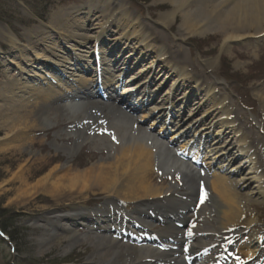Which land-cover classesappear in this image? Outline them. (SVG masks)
Segmentation results:
<instances>
[{
	"label": "bare ground",
	"instance_id": "bare-ground-1",
	"mask_svg": "<svg viewBox=\"0 0 264 264\" xmlns=\"http://www.w3.org/2000/svg\"><path fill=\"white\" fill-rule=\"evenodd\" d=\"M163 1L171 9L158 14L152 22L155 26L168 30L179 18L181 35L212 36L222 52L233 43L250 41L244 45L249 47L248 51L234 49L233 57L241 61V65L250 61L247 66H253L252 53L261 55L260 50L250 47L252 43L257 45L264 41V0H155L152 7ZM112 8L97 17L101 19L95 24L89 16L97 12L96 8L85 6L87 15L83 17L81 8L72 7L59 19L55 17L50 27L44 28L47 32H33L23 41L26 45H20L23 48H17L16 42L21 44L22 41L15 35L5 33L2 42L7 41L13 51L0 55L6 57L3 63L19 68V75L0 86V101L5 103L0 106V153L14 154L17 158L13 164L15 169L7 170L2 176L0 194L13 193L18 202L43 195L58 206L54 209L62 208L59 213L45 215L44 232L38 239L40 254L48 253L63 242L67 243L66 249L79 246L82 240L74 233L75 228L80 227L88 231L93 245L85 264H181L182 260H192V264H237L243 259V264H264V247L258 246L259 241L264 240L263 234L248 231L253 220L240 221L246 216L234 191L235 186H244L248 187L249 196L264 198V160L259 159L263 142L259 149L254 148L251 137L241 132V114L232 109L227 97L219 93L214 96V88L193 75L192 62H183L174 55L176 50L167 46L166 35L134 14L122 16L125 10L121 7L118 13L115 5ZM108 34L114 38L110 39V53L105 55L107 45L100 37ZM76 51L97 60L100 65L94 72L100 74L101 81L96 82L93 75L84 76L86 69L80 60L83 57L75 54ZM111 54L107 65L105 56ZM213 65L214 62L204 64L202 75L206 76L207 68ZM31 66L46 71L37 76ZM61 68L71 73L64 77L66 80L57 73ZM111 78L131 85L122 91L124 97H132L138 106L149 103L148 114H141L136 120L149 117L150 127L159 122L157 132L160 134L168 130L165 125L171 119L170 111L184 110L192 118L193 113L198 117L177 129L166 143H159L150 133L136 127L133 130V124L128 138L115 129L112 136L106 130L108 127L89 123L78 115L75 117L76 126L81 128L77 130L78 145L86 139L96 140L95 144L103 140L109 143L106 144L109 157L82 168L71 160L61 164L56 155L24 153L36 144L41 146L33 134L39 130L37 122L41 118H56L73 102L98 111L123 109L135 113L137 106L119 102L114 90L118 84ZM101 82L105 100L98 93ZM254 96L263 110V117L256 119V123L264 135V89L254 92ZM108 102L122 106L114 107ZM128 118L133 120L131 116ZM64 121L60 125L63 126ZM137 134L145 137L144 141H135ZM185 136L187 141H181L177 150L170 146ZM208 138L215 142L207 146ZM223 139L225 141L219 144ZM190 143L195 147L193 158L200 161V167L182 160ZM178 151L182 154H177ZM172 154L180 163L175 170L183 178L180 182L172 171L174 163L168 165L164 161L159 171V158ZM230 158L239 160L230 170L238 168L241 173L235 183L223 174L225 171H220ZM210 171H213L211 176ZM35 177L36 181L30 183ZM193 199H196L194 204ZM88 204L98 206L88 209ZM185 211L193 213V223L181 216ZM132 216L148 226L153 220L162 219L166 229L159 240L141 234L125 236L122 232L125 226L134 224ZM179 225L184 226V231ZM246 230L252 237L248 242L241 241Z\"/></svg>",
	"mask_w": 264,
	"mask_h": 264
},
{
	"label": "rangeland",
	"instance_id": "rangeland-1",
	"mask_svg": "<svg viewBox=\"0 0 264 264\" xmlns=\"http://www.w3.org/2000/svg\"><path fill=\"white\" fill-rule=\"evenodd\" d=\"M114 1L115 0H111V2L108 0H0V53H6L7 50L13 51L7 41L6 43L2 42L5 33L11 32L15 35L20 42L22 41L21 44L16 42L17 48H23V46L20 45L25 46L26 42L23 41H25L26 38L29 39L33 32H47L48 30L44 28L50 27L55 17L59 19V16L61 17L67 14L72 7L81 8L83 13L81 16L83 17L87 15L84 6L96 8L97 10L94 11L97 12H95L93 16H89L95 24L100 22L101 19H97V17L106 14L105 11H108V9L112 7L114 8V5L118 9L116 13L120 12L119 8L121 7L125 10L124 14L123 12L120 13L123 14L122 16L127 17L128 13L134 14L144 20L150 27L153 26L157 31L166 35L167 46L170 45L176 50L174 55L178 56L183 62L185 60L192 62L195 68L193 75L199 76V80L211 85V88H214L212 92L214 96L219 93L227 97L232 109L241 114L242 119L239 121L240 127L242 128L241 132L251 137L254 148L259 149L262 142L264 146V135L261 134L260 127H258L256 123V119L259 120L263 117V112H261L263 110L260 108V103L254 96V92H261L264 89V41L257 45L252 43L250 47L252 50L258 49L261 52L260 56L252 53L253 58H251V63L255 64L253 66H247L248 63L250 64L249 61L241 65V61L233 57V55H235L234 49L248 51L249 47L244 46L247 45L248 41L233 43L227 50L222 52L220 51V45L217 44L216 39L212 36L207 35L198 37L181 35L182 31L179 18L172 23L168 30L166 27L160 25V27L155 26L152 22L156 20L158 14L168 12L171 9L166 1H163L161 5H157L156 7H152L155 0ZM175 33L176 36L174 37L173 35ZM106 43L109 45L110 42L108 41ZM61 45L69 49V46L65 42H61ZM75 54L85 57V54L78 53L77 51ZM104 54L107 55L108 53L104 52ZM254 55L257 58H255ZM111 58L112 55L105 56V61L110 63L109 61H111ZM4 59H6V57L0 55V86L5 81H14L19 75V68L14 65H8L6 62L3 63L5 61ZM86 59L87 57L85 59L83 58V61ZM7 60L10 61L8 57ZM209 62H214V65L211 68L208 67L206 76H203L202 66L204 67V64ZM31 67L34 73H37V76L46 71L43 68L37 69L40 67ZM89 68L93 70L91 64ZM62 71L63 69L61 68V75L59 74V76L62 80H66L65 78H67L68 75L64 74ZM26 79H28V77ZM30 81L32 80H29V82ZM34 82L38 83L39 81ZM157 95V97L160 96L159 94ZM4 105L5 103L0 101V106L3 107ZM111 105L120 107L118 102H114V104L111 103ZM66 110L67 111H64V113L60 112L56 118L53 117L50 120L41 118L42 120L37 122L40 126L38 128L40 131L38 130L33 134L36 135L37 140L41 142V146L40 144H36L35 148L30 150L26 149L24 152L25 154L30 152L35 155L41 154L40 156L56 155L58 156L57 161L61 164L71 160L75 161V164H79L81 168L89 163L98 162L109 157L108 147H106V144H109L107 140H103L100 144H95L94 142L96 140L86 139L83 140L82 145H78L79 143L76 142V137L78 136L77 130L81 129L78 128L80 127L78 124V126H76V121L78 120L75 117L78 118V115L84 117L89 123L97 122L98 125L104 128L108 127L106 130H109V135L112 136V132H114L113 130L115 129V132L121 135L125 134L126 138H128V136H130V130L132 128L134 130L136 127L144 132L147 131L150 133L149 135L154 136V139L158 140L159 143H165L169 136L175 132H168V134L163 137L156 136L154 130H157V127H153V131L146 130L147 125L151 122L148 117L143 123L136 120L141 112L134 115L123 109H120V111H98L92 108H86V106L78 104L77 102L70 104ZM143 113H147V111L145 110ZM187 114L188 113L185 112L181 117L183 119L185 118L183 127L189 124V120L191 123L194 118L198 117V114L194 117L193 113V118ZM105 115L106 117H104ZM107 116L109 119H107ZM128 116H131L133 120H130ZM63 119H65V121L62 126L60 124ZM67 120L69 123H67ZM1 135L2 132H0V136ZM143 138L145 139V137L140 134L135 135V141L142 142L144 141ZM185 138L187 137L185 136ZM183 139L184 138H181L180 141L173 144V148L178 147ZM223 140H221V142H223ZM212 141L213 140L210 138L208 143H212ZM163 152L162 150V153ZM66 153L69 154V156L66 155ZM16 158L17 156L14 154L0 153V183L3 181L4 178H2V176H5L7 170L15 169L16 165L13 166V164ZM259 159L264 160V149ZM164 161H166L168 165L174 163V169H172V171L175 178L180 182L183 179L180 178L181 174L175 173L180 163L176 162L173 154L168 157L161 156L158 160L160 166L159 171H162L161 169ZM237 163L238 160H232L226 167V172L223 173L227 175L229 181L233 183L237 182L241 176V173L236 175L237 172H230L232 166ZM183 168H185L184 165ZM211 173L213 174V171H211ZM211 173L209 174L210 176ZM37 177H35L33 181H30V183L35 182ZM167 181H169V179ZM8 188H11V186ZM234 191L238 195L241 208L244 210L246 216L245 218H241L242 220L240 221L244 223V221L253 220V226L249 227L248 231L256 230L264 234V198L260 200L253 196H249L248 187L246 188L244 186L239 188L235 186ZM14 198L15 196L13 193L6 192L0 194V229L4 233L1 235L2 237L0 236V264H85L88 261L93 245L90 242L91 240L88 239V231L80 227L75 228L74 233L76 238L82 240L79 246L70 250L69 248L66 249L67 243L63 242L61 245H55L48 253L40 254L38 239L44 232V226L42 225L43 221L47 218L45 215L46 213H59L62 208H60V210L54 209L58 206L43 195H39L35 200L24 202H18L19 200L16 201ZM95 206H98V204L87 205L88 209H92ZM163 230H165L163 224L154 222L152 226H150L149 232L158 234L163 232ZM248 231L242 236V241L248 242L252 240L251 234ZM262 242L264 243V240Z\"/></svg>",
	"mask_w": 264,
	"mask_h": 264
},
{
	"label": "trees",
	"instance_id": "trees-1",
	"mask_svg": "<svg viewBox=\"0 0 264 264\" xmlns=\"http://www.w3.org/2000/svg\"><path fill=\"white\" fill-rule=\"evenodd\" d=\"M4 229V228H3Z\"/></svg>",
	"mask_w": 264,
	"mask_h": 264
}]
</instances>
